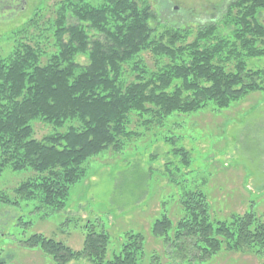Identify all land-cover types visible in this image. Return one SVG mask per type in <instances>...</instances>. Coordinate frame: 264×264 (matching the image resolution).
<instances>
[{"label": "trees", "instance_id": "trees-1", "mask_svg": "<svg viewBox=\"0 0 264 264\" xmlns=\"http://www.w3.org/2000/svg\"><path fill=\"white\" fill-rule=\"evenodd\" d=\"M263 16L264 0H229L216 23L195 31L166 26L157 35L146 0H62L45 29L40 13L33 15L17 31L25 36L33 29V36L18 38L0 58V176L5 169L31 174L12 190L13 197L0 194V202L64 210L91 158L109 149L119 152L143 134L141 129L156 128L160 139L173 141L175 136L160 135L169 116L196 113L208 103L226 109L264 91V67L250 70L246 64L264 58ZM143 53L151 54L154 70L144 65ZM80 57L85 65L78 63ZM35 122L51 128L39 141L33 137ZM177 151L189 165V152ZM181 207L178 223L165 216L150 229L165 247L180 249L189 240L199 262L220 251L264 262V223L254 213L215 221L202 191L185 192ZM143 240L126 234L111 260H106L109 236L93 226L79 251L36 234L22 244L37 248L51 264L79 259L140 264Z\"/></svg>", "mask_w": 264, "mask_h": 264}, {"label": "rangeland", "instance_id": "rangeland-1", "mask_svg": "<svg viewBox=\"0 0 264 264\" xmlns=\"http://www.w3.org/2000/svg\"><path fill=\"white\" fill-rule=\"evenodd\" d=\"M60 1L0 0V58L9 55L18 38L33 36V29L25 36L17 33L33 15L39 12L40 28H48ZM146 1L155 15L152 27L157 35L166 26L195 31L198 26L216 23L227 4L222 0ZM68 23L73 25L74 20ZM141 57L147 69H155L151 54ZM77 61L86 64L84 57ZM246 64L250 70L261 69L264 58L248 59ZM33 128L38 141L51 130L38 122ZM140 132V137L119 152L109 149L87 161L86 175L72 187L64 210H36L33 202L19 207L0 202V260L6 264H51L37 248L22 243L36 234L79 251L93 226L109 236L106 260L120 253L126 234L131 233L144 238L140 264H264L251 254L226 251L199 262L192 258L189 240H183L182 248L175 250L150 233L161 217L178 223L183 216L182 196L190 191L205 194L215 221L252 212L264 223V91L250 93L226 109L216 110L208 103L196 113L169 116L160 135L175 136L170 142L160 139L156 128ZM180 148L189 152V165L183 164L177 151ZM30 174L5 169L0 176V194L13 197L12 190ZM69 264L90 263L79 259Z\"/></svg>", "mask_w": 264, "mask_h": 264}, {"label": "flooded vegetation", "instance_id": "flooded-vegetation-1", "mask_svg": "<svg viewBox=\"0 0 264 264\" xmlns=\"http://www.w3.org/2000/svg\"><path fill=\"white\" fill-rule=\"evenodd\" d=\"M228 1H229V0H222L223 3H224V2L227 3ZM221 5H222V4H221Z\"/></svg>", "mask_w": 264, "mask_h": 264}]
</instances>
